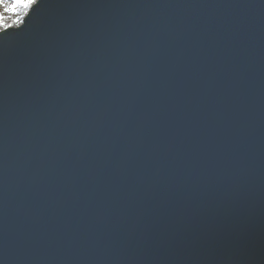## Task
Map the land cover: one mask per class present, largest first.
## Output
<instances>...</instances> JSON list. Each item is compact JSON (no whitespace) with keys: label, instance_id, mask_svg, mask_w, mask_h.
Returning <instances> with one entry per match:
<instances>
[{"label":"water","instance_id":"1","mask_svg":"<svg viewBox=\"0 0 264 264\" xmlns=\"http://www.w3.org/2000/svg\"><path fill=\"white\" fill-rule=\"evenodd\" d=\"M0 34V264H264V0H43Z\"/></svg>","mask_w":264,"mask_h":264},{"label":"snow or ice","instance_id":"2","mask_svg":"<svg viewBox=\"0 0 264 264\" xmlns=\"http://www.w3.org/2000/svg\"><path fill=\"white\" fill-rule=\"evenodd\" d=\"M42 2L43 0H0V34H3L4 39H7L12 29L23 32L27 27L26 21L33 18Z\"/></svg>","mask_w":264,"mask_h":264}]
</instances>
